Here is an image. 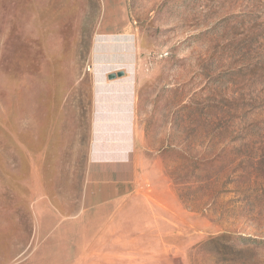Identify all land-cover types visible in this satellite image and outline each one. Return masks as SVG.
<instances>
[{
    "label": "rangeland",
    "instance_id": "rangeland-1",
    "mask_svg": "<svg viewBox=\"0 0 264 264\" xmlns=\"http://www.w3.org/2000/svg\"><path fill=\"white\" fill-rule=\"evenodd\" d=\"M102 78L155 178L93 222ZM0 264H264V0H0Z\"/></svg>",
    "mask_w": 264,
    "mask_h": 264
},
{
    "label": "crops",
    "instance_id": "crops-1",
    "mask_svg": "<svg viewBox=\"0 0 264 264\" xmlns=\"http://www.w3.org/2000/svg\"><path fill=\"white\" fill-rule=\"evenodd\" d=\"M136 87L132 79L107 81L97 89L94 145L81 211L99 222L143 193L155 178L138 155Z\"/></svg>",
    "mask_w": 264,
    "mask_h": 264
},
{
    "label": "water",
    "instance_id": "water-1",
    "mask_svg": "<svg viewBox=\"0 0 264 264\" xmlns=\"http://www.w3.org/2000/svg\"><path fill=\"white\" fill-rule=\"evenodd\" d=\"M123 77V76H125V72L124 71H120V72H118V74L117 75H115V74H112V75H110L109 76V79H115L116 77Z\"/></svg>",
    "mask_w": 264,
    "mask_h": 264
}]
</instances>
